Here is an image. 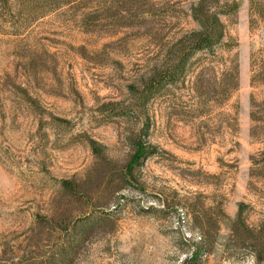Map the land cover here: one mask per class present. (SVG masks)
I'll return each mask as SVG.
<instances>
[{
  "label": "rangeland",
  "instance_id": "rangeland-1",
  "mask_svg": "<svg viewBox=\"0 0 264 264\" xmlns=\"http://www.w3.org/2000/svg\"><path fill=\"white\" fill-rule=\"evenodd\" d=\"M194 1L94 0L0 32V262L33 241L51 254L58 238L36 220L55 213L91 228L68 264H182L203 231L219 239L198 264H257L250 246L223 244L240 203L247 224L264 222V0L252 25L251 0H219L241 5L223 17L231 47L196 55L186 80L141 113L117 114L172 41L198 28ZM152 10L143 25L110 21ZM235 55L239 87L222 100ZM61 180L80 184V202H67Z\"/></svg>",
  "mask_w": 264,
  "mask_h": 264
},
{
  "label": "trees",
  "instance_id": "trees-1",
  "mask_svg": "<svg viewBox=\"0 0 264 264\" xmlns=\"http://www.w3.org/2000/svg\"><path fill=\"white\" fill-rule=\"evenodd\" d=\"M94 0H0V4L8 10L10 19H5L0 13V32H3L8 26V22L13 24V27H18L19 23L25 22L31 18L41 17L49 12L58 10L64 6L73 8L79 5H86ZM89 5L83 7L88 8ZM238 1L221 3L219 0H196L190 6L191 16L197 23L198 28L176 38L172 41L170 47L164 57L155 64L147 78L143 79L139 86L131 87V94L135 99V103L131 106H126L118 111V115L126 117L128 114L141 113L146 106L155 99L162 96L171 85L185 81L192 59L198 55H210L213 59L221 58L219 49L223 47H231V43L227 39L226 24L223 17L236 15L240 8ZM259 10L256 8V3L251 0V25L254 22L252 12ZM96 11L92 9L86 13L84 22L89 24L88 20ZM156 11L143 13L137 17H130L122 13L110 17L113 23L126 24L130 26L135 23L143 25L156 18ZM95 23L96 21H90ZM135 22V23H134ZM224 74L227 75L228 81L221 83V99H229L239 87V64L237 55L231 58V63L225 67ZM213 70L216 67H212ZM205 79L202 74L197 76L193 85L203 86ZM252 119L255 120V112L251 113ZM55 122L66 123V119L53 117ZM96 154L100 151L95 146V142L91 141ZM137 144V143H136ZM139 146V145H138ZM151 154V151H149ZM153 154V152H152ZM147 156V155H145ZM144 156V157H145ZM124 177H129L130 172L127 169L123 171ZM60 189L66 195L67 202H80L84 192L81 190L80 184L74 180H61ZM246 204L240 203L236 217L231 221V233L223 244L224 247H230V243L234 242L238 245L250 246L251 252L255 256L257 264H264V222L257 226L247 224L244 218ZM55 214V213H54ZM50 215L45 218L38 217L36 220L37 226L44 223L48 224L49 233L47 236L58 238L57 245L48 256L40 257L38 250L42 248L40 242L31 243L20 255H17V261L0 262V264H68L72 259L75 248L79 241L84 237L91 228L86 225L78 224V218L75 217L68 223L63 221L58 222V216ZM189 219H194L191 211L187 212ZM54 231V232H50ZM39 236L40 233H39ZM219 239V232L215 234L202 232L198 241H194L195 248L189 251L186 260L182 264H198V260L206 254L209 256L214 248L215 243Z\"/></svg>",
  "mask_w": 264,
  "mask_h": 264
}]
</instances>
